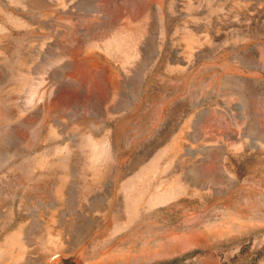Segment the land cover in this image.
<instances>
[{
  "label": "rangeland",
  "instance_id": "1",
  "mask_svg": "<svg viewBox=\"0 0 264 264\" xmlns=\"http://www.w3.org/2000/svg\"><path fill=\"white\" fill-rule=\"evenodd\" d=\"M0 264H264V0H0Z\"/></svg>",
  "mask_w": 264,
  "mask_h": 264
}]
</instances>
